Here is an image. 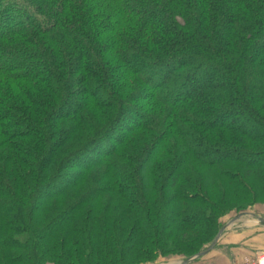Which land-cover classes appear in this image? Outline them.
Instances as JSON below:
<instances>
[{"label":"trees","instance_id":"trees-1","mask_svg":"<svg viewBox=\"0 0 264 264\" xmlns=\"http://www.w3.org/2000/svg\"><path fill=\"white\" fill-rule=\"evenodd\" d=\"M263 204L264 0H0V264L184 261Z\"/></svg>","mask_w":264,"mask_h":264},{"label":"crops","instance_id":"crops-1","mask_svg":"<svg viewBox=\"0 0 264 264\" xmlns=\"http://www.w3.org/2000/svg\"><path fill=\"white\" fill-rule=\"evenodd\" d=\"M264 204L253 211L231 215L225 219L224 230L214 247L200 257L194 264H243L246 259H254L264 254ZM171 258L157 264H181ZM192 264V262L188 263Z\"/></svg>","mask_w":264,"mask_h":264},{"label":"water","instance_id":"water-1","mask_svg":"<svg viewBox=\"0 0 264 264\" xmlns=\"http://www.w3.org/2000/svg\"><path fill=\"white\" fill-rule=\"evenodd\" d=\"M260 220H261L262 223H264V219H260ZM224 228H225V227H223V228L220 229V231L218 232V234H217V236L215 237V239L211 242V244H210V245H209L204 251L198 253V254H197L196 256H194V257H191V258H189V259H187V260L182 261L181 264H188V263H190L193 259H195V258H199V257H202V256L205 255L209 250H211V249L214 247V245H215V243H216L218 237L220 236V234L222 233V231L224 230Z\"/></svg>","mask_w":264,"mask_h":264},{"label":"built area","instance_id":"built-area-1","mask_svg":"<svg viewBox=\"0 0 264 264\" xmlns=\"http://www.w3.org/2000/svg\"><path fill=\"white\" fill-rule=\"evenodd\" d=\"M243 264H264V254L258 255L254 259H246Z\"/></svg>","mask_w":264,"mask_h":264},{"label":"rangeland","instance_id":"rangeland-1","mask_svg":"<svg viewBox=\"0 0 264 264\" xmlns=\"http://www.w3.org/2000/svg\"><path fill=\"white\" fill-rule=\"evenodd\" d=\"M200 71H203V68H201ZM236 121H240V120L237 119ZM63 182H64V180L61 179L59 183H63ZM250 211H251V210H250ZM258 211H259V209H258ZM259 212H260V214H264V210H263V209L260 210Z\"/></svg>","mask_w":264,"mask_h":264}]
</instances>
